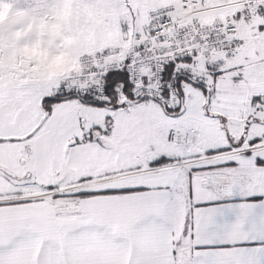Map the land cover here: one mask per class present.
Instances as JSON below:
<instances>
[{
    "label": "snow or ice",
    "instance_id": "1",
    "mask_svg": "<svg viewBox=\"0 0 264 264\" xmlns=\"http://www.w3.org/2000/svg\"><path fill=\"white\" fill-rule=\"evenodd\" d=\"M0 264H264V0H0Z\"/></svg>",
    "mask_w": 264,
    "mask_h": 264
},
{
    "label": "rangeland",
    "instance_id": "2",
    "mask_svg": "<svg viewBox=\"0 0 264 264\" xmlns=\"http://www.w3.org/2000/svg\"><path fill=\"white\" fill-rule=\"evenodd\" d=\"M60 62H62V59H59V58L57 57V59H56V63H60Z\"/></svg>",
    "mask_w": 264,
    "mask_h": 264
},
{
    "label": "crops",
    "instance_id": "3",
    "mask_svg": "<svg viewBox=\"0 0 264 264\" xmlns=\"http://www.w3.org/2000/svg\"><path fill=\"white\" fill-rule=\"evenodd\" d=\"M59 59H62L61 57H58ZM57 64H59V63H57Z\"/></svg>",
    "mask_w": 264,
    "mask_h": 264
}]
</instances>
